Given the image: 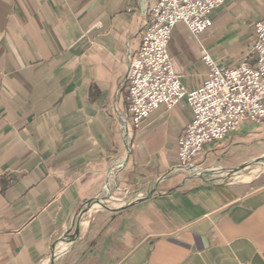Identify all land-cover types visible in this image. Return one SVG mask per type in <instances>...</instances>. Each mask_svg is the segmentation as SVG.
<instances>
[{
	"label": "crops",
	"instance_id": "1",
	"mask_svg": "<svg viewBox=\"0 0 264 264\" xmlns=\"http://www.w3.org/2000/svg\"><path fill=\"white\" fill-rule=\"evenodd\" d=\"M156 1L0 0V264H264V123L242 122L188 169L186 98L123 132ZM263 17L264 0H228L199 38L178 23L168 51L183 84L207 79L205 50L254 62ZM95 197L111 209L91 204L74 237Z\"/></svg>",
	"mask_w": 264,
	"mask_h": 264
},
{
	"label": "built area",
	"instance_id": "2",
	"mask_svg": "<svg viewBox=\"0 0 264 264\" xmlns=\"http://www.w3.org/2000/svg\"><path fill=\"white\" fill-rule=\"evenodd\" d=\"M227 1L157 0L147 10L141 44L129 62L125 78L129 113L123 132L129 135L139 129L160 105L173 109L186 98L193 119L179 139L182 169L193 166L206 144L222 141L242 122L264 123V17L255 23L254 62L246 59L231 67L205 50L207 79L195 89L183 84L169 55V41L178 23L199 38L212 25V13Z\"/></svg>",
	"mask_w": 264,
	"mask_h": 264
},
{
	"label": "water",
	"instance_id": "3",
	"mask_svg": "<svg viewBox=\"0 0 264 264\" xmlns=\"http://www.w3.org/2000/svg\"><path fill=\"white\" fill-rule=\"evenodd\" d=\"M136 199V198H135ZM134 199V200H135ZM93 203H98L100 204L101 206H103L104 208H107V209H111V207L105 202V199L103 197H95V198H92L90 200H88L84 207L81 209V211L79 212V217H78V220L76 222V225H75V234H74V237L78 235L79 233V230H80V224H81V217L82 215L85 213V211L87 210V208L93 204ZM130 204V202H127L125 203L124 205L118 207V208H115L113 210H119L123 207H125L126 205ZM54 257H55V253H53V257H52V261L50 264H54Z\"/></svg>",
	"mask_w": 264,
	"mask_h": 264
},
{
	"label": "rangeland",
	"instance_id": "4",
	"mask_svg": "<svg viewBox=\"0 0 264 264\" xmlns=\"http://www.w3.org/2000/svg\"><path fill=\"white\" fill-rule=\"evenodd\" d=\"M259 161L261 162L260 164L262 165V166H264V157H262L261 159H259ZM253 168H251V170H252ZM96 204H98V203H96ZM99 206H97V207H103V206H101L100 204H98ZM83 216V215H82Z\"/></svg>",
	"mask_w": 264,
	"mask_h": 264
}]
</instances>
